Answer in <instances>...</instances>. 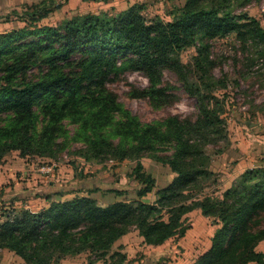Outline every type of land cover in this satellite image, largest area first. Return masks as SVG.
Wrapping results in <instances>:
<instances>
[{"label": "trees", "instance_id": "1", "mask_svg": "<svg viewBox=\"0 0 264 264\" xmlns=\"http://www.w3.org/2000/svg\"><path fill=\"white\" fill-rule=\"evenodd\" d=\"M238 1L184 0L170 20L156 15L150 21L144 4L134 3L118 15L78 14L41 26L37 22L53 5L43 1L23 10L25 26L0 33V164L12 151L21 158L52 157L79 142L84 162L101 164L105 156L116 163L135 161L133 177L144 184L138 199L106 206L75 196L39 212L1 208L0 250L25 264H56L81 252L89 253L87 264H124L121 248L112 249L118 238L136 230L144 244L160 245L183 237L190 228L187 214L199 210L219 227L210 248L191 264H264V250L256 249L264 241V167L246 169L220 196L203 193L217 176L204 149L228 140L225 99L215 94L224 81L211 73L210 40L234 35L264 52V29L255 18L234 13ZM189 47L195 54L183 63L180 54ZM165 69L194 98V119L142 122L106 87L111 75L139 71L148 84L130 96L158 108L175 99L164 83ZM143 156L175 175L155 189L151 203L141 200L155 188L142 171Z\"/></svg>", "mask_w": 264, "mask_h": 264}, {"label": "rangeland", "instance_id": "2", "mask_svg": "<svg viewBox=\"0 0 264 264\" xmlns=\"http://www.w3.org/2000/svg\"><path fill=\"white\" fill-rule=\"evenodd\" d=\"M43 1L53 2L51 12L37 22L41 26H57L64 20L69 19L78 14H102L118 15L123 10L127 9L134 3L144 4L143 14L148 21L152 20L156 15L170 20L175 8L181 6L184 0H0V33L11 29H18L26 25L19 17L24 9H28L34 4H39ZM242 2V4H238ZM245 2V3H244ZM234 13H245L250 17L255 18L260 26L264 29V0H239L232 6ZM18 15V16H17ZM195 54L193 47L183 50L180 54V59L183 63L191 61V57ZM210 57L213 61L212 75L219 80L224 81L223 88L216 90L215 94L223 97L226 103V110L223 114L227 129V141L219 142L217 145H208L204 149L207 156L212 159L219 156L216 154L217 149H227L233 135H235V126L243 125L244 132L248 134H258L264 132V52L259 51L252 43H240L234 35L224 38H214L210 40ZM193 74H191V77ZM164 83L170 86V91L174 94L175 99L161 107L154 108L144 98L130 96L133 89L143 88L147 86V80L143 74L136 70H126L116 75H111L106 83L108 90L117 95L120 103L133 114H135L142 122L161 121L169 116H177L180 118L194 119L197 115V107L194 98H192L184 90V86L179 78L169 70L163 71ZM67 124L66 128L69 132L73 131V126ZM237 127V126H236ZM262 134V133H261ZM264 134V133H263ZM260 135V134H259ZM82 146L79 142L68 143L66 148L56 152L54 156L47 157L39 154H31L24 157L28 163L27 171L33 174L29 168L31 164H49L55 163L63 165L82 162L79 158L77 150ZM10 156L19 155L17 151H12ZM81 159V160H79ZM101 162L102 171L105 177L111 182H115L119 187L126 188L127 195L124 199H137L136 191L144 187L139 180L136 181L133 177L132 169L135 166V161L125 160L118 165L115 161H109L108 156L103 157ZM16 160V159H11ZM142 163V171L150 172V176L154 179L155 188L153 192L143 197L144 202L151 203L155 199L154 191L165 184L168 178L169 170H166L163 165L153 161L152 159L143 156L140 159ZM99 164V163H98ZM118 167V168H117ZM117 168L115 171L114 169ZM58 169V167L56 168ZM55 169V170H56ZM38 174L36 172L33 175ZM217 174V173H216ZM31 177V176H29ZM212 180L206 182L203 193H214L220 196L219 184ZM3 207V206H2ZM3 209V208H2ZM0 209V212L3 210ZM0 217H3L0 214ZM3 219V218H0ZM201 223L198 227L216 226L213 219L200 217ZM195 219L193 218L192 221ZM194 222H198V219ZM188 223L191 224V219L188 217ZM193 238H199L202 244H205V232L195 230L192 234ZM120 246H115L112 249L116 250ZM256 249L264 250V241L260 242ZM86 264L89 261V253H80ZM96 262V261H95ZM98 261L94 264H101ZM255 264V263H248Z\"/></svg>", "mask_w": 264, "mask_h": 264}, {"label": "crops", "instance_id": "3", "mask_svg": "<svg viewBox=\"0 0 264 264\" xmlns=\"http://www.w3.org/2000/svg\"><path fill=\"white\" fill-rule=\"evenodd\" d=\"M236 126L235 135L227 149L211 159L209 164V170L218 174L217 182L221 192L229 188L232 181L246 169L264 167V132L248 134L244 132L242 124ZM26 161L19 155L11 158L6 155L0 164V209L12 211L26 209L30 212H39L48 208L52 202L69 200L75 196L94 198L101 206L115 201H128L124 199L127 195L126 188L119 187L113 181L110 182L103 174L100 163L76 161L74 165L71 163L65 166L58 165V169L52 174L44 176L40 173L33 175L36 171L32 166H29L33 173L30 175ZM163 166L169 170V175L165 184L159 188L166 186L175 176L167 165ZM117 168L114 170L116 171ZM112 189L124 192L122 195H116L110 191ZM187 217H190L191 224L183 237L171 238L153 246L144 244L138 232L131 230L118 238L113 247L120 246L121 251L126 255L124 264H191L210 248L216 226L207 227V230L204 226L198 227L202 224L200 217H203L199 210L189 212ZM193 218L195 220L197 218L198 222L192 221ZM195 230L205 232V244H202L199 238L192 237ZM0 264L25 263L12 251L1 249ZM56 264H86V262L83 256L78 254L67 256Z\"/></svg>", "mask_w": 264, "mask_h": 264}, {"label": "built area", "instance_id": "4", "mask_svg": "<svg viewBox=\"0 0 264 264\" xmlns=\"http://www.w3.org/2000/svg\"><path fill=\"white\" fill-rule=\"evenodd\" d=\"M32 168L34 169V171L40 173L41 175H50L52 174L55 169L57 168V164L55 163H49V164H42V165H38V164H31Z\"/></svg>", "mask_w": 264, "mask_h": 264}]
</instances>
